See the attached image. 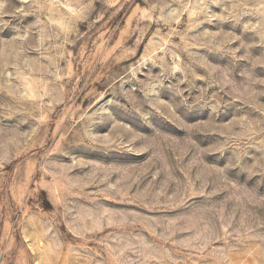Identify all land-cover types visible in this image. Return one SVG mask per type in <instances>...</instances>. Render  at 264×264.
<instances>
[{
  "label": "rangeland",
  "instance_id": "rangeland-1",
  "mask_svg": "<svg viewBox=\"0 0 264 264\" xmlns=\"http://www.w3.org/2000/svg\"><path fill=\"white\" fill-rule=\"evenodd\" d=\"M0 264H264V0H0Z\"/></svg>",
  "mask_w": 264,
  "mask_h": 264
}]
</instances>
